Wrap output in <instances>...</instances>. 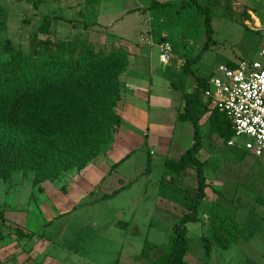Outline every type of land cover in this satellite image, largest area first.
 Returning a JSON list of instances; mask_svg holds the SVG:
<instances>
[{"label": "rangeland", "instance_id": "374dc122", "mask_svg": "<svg viewBox=\"0 0 264 264\" xmlns=\"http://www.w3.org/2000/svg\"><path fill=\"white\" fill-rule=\"evenodd\" d=\"M151 1L0 0V60L8 58V49L28 52L36 42L35 35L43 40L70 41L79 48L84 42L96 52L108 54L114 47L131 61L134 55L138 71L151 64L154 77L167 68V82L155 79V93L179 97L173 85L192 92L196 76L180 67L179 59L186 56L185 64L198 57L207 44L205 15L191 0H159L176 4L150 9L152 14L141 8L130 13V8L146 7ZM198 2L210 9L213 43L197 62L190 64L189 70L210 78L221 64L233 61L230 56L259 58L264 0ZM183 3L187 4L184 8ZM47 16L51 21L49 33L44 34L40 26ZM182 34L186 35L183 41ZM162 42L172 46L168 66L160 60ZM130 81L143 85L136 75ZM139 93L140 98H129L147 109L145 93ZM206 113L207 120L201 123L205 136L201 154L207 158L205 174L211 188L199 209L201 217L209 212L208 218H201L206 226L203 234L211 236L207 228L216 222L233 239L241 234L234 229V223L240 221L245 223L243 234L249 239L258 232V225H264V205L256 201L264 198V159L257 160L243 151L244 137L235 138L237 145H224L210 135ZM193 131L192 122L180 121L169 139L155 134V139L162 140L156 143L146 140L143 130L134 129L131 143L129 137L127 143L125 138L121 140L110 160L113 144L83 169L73 167L58 179L36 182L34 174L23 172L13 173L8 180L0 179V264H158L157 258L172 246L175 226L188 211L190 189L195 187L192 174L179 180L182 189L163 184L166 149L170 148L169 155L186 151L193 144ZM127 153L130 156L120 160ZM148 159L152 167L147 171ZM188 229L189 252L185 259L189 264H263L261 239L241 242L245 238L241 235L227 249L215 243L209 256L200 224L188 223ZM143 250L149 252L150 259L141 257Z\"/></svg>", "mask_w": 264, "mask_h": 264}, {"label": "trees", "instance_id": "16d2710c", "mask_svg": "<svg viewBox=\"0 0 264 264\" xmlns=\"http://www.w3.org/2000/svg\"><path fill=\"white\" fill-rule=\"evenodd\" d=\"M205 15L207 44L199 56L186 61L185 71L196 76L192 92H184L185 106L179 112V121L193 124V144L177 155H167L164 160L163 184H174L182 189L179 180L188 174L195 178L190 189L191 204L172 235V246L156 260L158 264H189L185 259L189 252L188 223L200 222L199 209L206 199L210 183L206 177L207 158L204 150L200 119L209 113V134L224 145L235 136L231 120L210 101H204L208 79L196 75L190 64L197 62L201 54L213 43L212 16L209 7L191 0ZM153 0L146 9L168 6ZM183 3L182 7H186ZM51 18L47 16L40 31L49 33ZM28 52L8 49V58L0 60V179L8 180L13 173H32L36 182L58 179L73 167L83 169L86 164L108 151L114 143L115 134L122 124V116L116 111L121 95L122 72L128 67V55L112 48L108 54L96 52L89 43L80 48L70 41L38 39ZM237 62L226 63L235 66ZM262 161L249 151L243 150ZM128 155L126 156V158ZM152 167L147 161L146 170ZM113 194L120 192L122 188ZM264 205V198L256 200ZM234 229L243 235L245 223L236 221ZM202 241L207 255L213 244L227 249L233 239L225 235L220 226L210 223ZM3 233L0 230V240ZM147 246V245H146ZM143 250L141 257L150 259Z\"/></svg>", "mask_w": 264, "mask_h": 264}, {"label": "crops", "instance_id": "0c3cea01", "mask_svg": "<svg viewBox=\"0 0 264 264\" xmlns=\"http://www.w3.org/2000/svg\"><path fill=\"white\" fill-rule=\"evenodd\" d=\"M157 1H159V0H157ZM160 2H165V3L169 4V2H167V1H160ZM175 4L176 3H170L169 5L173 6ZM150 5H151V3L148 6H150ZM148 6H146V7L145 6L144 7H133V8H130L129 10L132 11L130 13H137L138 10L141 8L143 11L145 9L148 13L152 14L153 13L152 10L146 9ZM161 8H163V7H161ZM165 34L168 35L167 32H165ZM185 37H186V35H184V34L181 35L182 41L184 40L183 38H185ZM132 57H133V60L132 61L129 60L130 63L128 65V67L122 72V74L120 76L122 98L120 100V103H118L116 110L122 116V124H121L120 128L118 129V132L115 134V139H114V143H113V150L108 155L109 160L112 159L116 155L115 152L118 149L119 143L121 140H124V138H125L124 142L127 143L126 138L129 137L128 141H130V142H128V143H131V139L135 137L133 135L136 134V132L134 133V129L143 130V135L145 134V139L155 141L156 143H159V142L161 143L162 140L161 139H155V137H154L155 134H156V136H158V135H161L162 137L166 136V137H168V139L170 137H172V135L175 133L177 123L180 122L178 120V114H179V112L183 111L184 106H185V100L183 98L184 92L182 89L180 90L179 89L180 87H178L177 85L172 84L173 86L177 87L176 89H177V94L179 95V97H177V95H175V94L170 97L168 95L164 96L162 94L154 92V87L157 85L155 79L161 80L164 84H166V82H167L166 79L169 77L167 75L168 74L167 68L160 70V73L158 74L157 77H154V75H153L154 74V68H151V64L149 65L148 69L145 66V69L143 68V71L142 72L140 71L141 72L140 73L138 71V69H140V68L134 62L136 60V58H135L136 56L132 55ZM184 58H186V56H184ZM184 58L180 57V59H179L180 67L183 66V64H184ZM228 58H231L229 60H233L234 62H237L238 60L243 59V58H239V59L234 58L233 56H230ZM229 60H227V61H229ZM164 65L168 66L169 61L167 63H164ZM180 67H179V69H180ZM133 69H134V71H137V72L133 73L134 72ZM180 72H182V71H180ZM135 75H136L137 80L142 81L141 82L143 84L142 86L140 85V83H135V82L130 81V79L134 78ZM161 85H163V84H161ZM135 87H136V89H135ZM140 91L145 93L144 96H145V99L147 100V103H148L147 109L146 108L143 109L138 104L132 103V101L130 100L131 98H129V95H133V97H135V98H140L142 96V94L139 93ZM204 101H205V99H204ZM156 113H160V115H159L160 118L159 117L158 118L153 117ZM170 116L172 117V119L169 118ZM207 116H208L207 113L203 114L201 116L200 123H203V125H204L205 121L207 120ZM168 120H169V122L166 123V121H168ZM127 121H129L128 126L125 125L127 123ZM201 127H202V125H201ZM208 131H209V126H208ZM203 135H205V134H203ZM161 136H159V137H161ZM193 136H194V131H193ZM203 137H205V136H203ZM193 141H194V139H193ZM203 144H204V142H203ZM204 148H205V144H204ZM169 150H170V148L166 149V154H169ZM127 155H128V157L130 156L129 153H127L125 155L122 154L120 156L121 157L120 160L121 159L126 160L128 158V157L126 158ZM120 160H118V161H120ZM106 169L109 170L110 167L108 166V167H106ZM169 189H170V187H169ZM208 196H209V193H207V197ZM207 197H206V199H207ZM208 213L209 212H207V213L204 212L203 216L201 217L199 215V217L200 218H203V217L208 218ZM197 223L200 224L201 231L203 234V232L206 230L205 229L206 226L202 225L203 222H201V221L197 222ZM257 228L259 230H257L258 232L256 234L252 235L249 239L247 238L248 240H245V238H243V239L240 238L241 239L240 241L241 242L249 241L251 238L252 239L257 238V239H261L262 241H264V225H262V226L258 225ZM211 255H212V253H211ZM252 263L253 264H262V262L261 263L260 262H255V263L252 262ZM263 264H264V261H263Z\"/></svg>", "mask_w": 264, "mask_h": 264}, {"label": "built area", "instance_id": "2783aa9c", "mask_svg": "<svg viewBox=\"0 0 264 264\" xmlns=\"http://www.w3.org/2000/svg\"><path fill=\"white\" fill-rule=\"evenodd\" d=\"M159 47L160 60L167 63L172 46L163 42ZM203 97L231 120L235 136L228 144L237 145L235 138L244 137V149L264 158V34L259 58L221 64L208 79Z\"/></svg>", "mask_w": 264, "mask_h": 264}]
</instances>
